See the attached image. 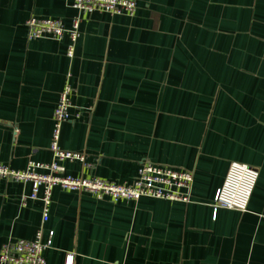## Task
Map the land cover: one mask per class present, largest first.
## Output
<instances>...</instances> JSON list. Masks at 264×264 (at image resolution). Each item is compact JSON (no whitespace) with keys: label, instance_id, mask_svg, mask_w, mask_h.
Here are the masks:
<instances>
[{"label":"crops","instance_id":"1","mask_svg":"<svg viewBox=\"0 0 264 264\" xmlns=\"http://www.w3.org/2000/svg\"><path fill=\"white\" fill-rule=\"evenodd\" d=\"M28 40L30 16L70 27L72 0H0V164L48 163L52 112L71 87L59 146L74 177L129 183L143 159L193 171L190 202L111 201L55 186L49 217L29 182L0 177V248L53 231L46 264H264V0H134ZM257 169L245 211L213 209L230 162ZM45 172V170H40Z\"/></svg>","mask_w":264,"mask_h":264},{"label":"built area","instance_id":"2","mask_svg":"<svg viewBox=\"0 0 264 264\" xmlns=\"http://www.w3.org/2000/svg\"><path fill=\"white\" fill-rule=\"evenodd\" d=\"M71 7L75 14L70 27H65L58 18L28 17L24 22L27 39L46 37L60 40L67 34L69 43L66 54L71 57L84 14L104 12L132 16L136 10L134 0H72ZM71 90L68 84L63 87L52 112L53 129L49 144L52 159L48 163L28 160L22 170L0 164V177L30 183L31 191L24 198L41 202L42 223L48 220L51 192L55 186L86 191L96 198L106 196L113 202L137 201L141 197L190 202L193 171L154 163L148 159L140 161L136 175L129 183H114L98 177H74L67 174L65 161H77L87 165L85 154L65 150L59 146L61 125L69 116ZM257 175L258 171L253 166L237 161L230 162L224 181L214 194L213 209L230 208L245 211ZM52 236L53 231H49L47 238L44 239L41 225L32 239H16L4 243L0 248V264H46L43 253L51 244ZM71 263L72 255H67L65 264Z\"/></svg>","mask_w":264,"mask_h":264}]
</instances>
